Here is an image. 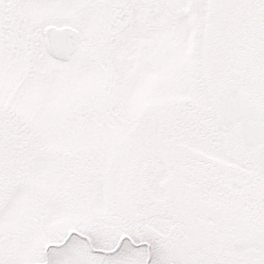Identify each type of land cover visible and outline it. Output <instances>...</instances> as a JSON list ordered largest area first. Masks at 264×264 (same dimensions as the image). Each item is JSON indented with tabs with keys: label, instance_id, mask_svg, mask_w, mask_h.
I'll return each mask as SVG.
<instances>
[{
	"label": "snow or ice",
	"instance_id": "1",
	"mask_svg": "<svg viewBox=\"0 0 264 264\" xmlns=\"http://www.w3.org/2000/svg\"><path fill=\"white\" fill-rule=\"evenodd\" d=\"M0 264H264V0H0Z\"/></svg>",
	"mask_w": 264,
	"mask_h": 264
}]
</instances>
